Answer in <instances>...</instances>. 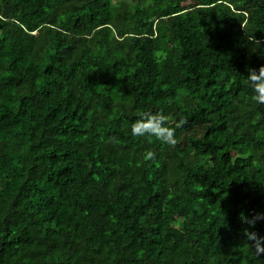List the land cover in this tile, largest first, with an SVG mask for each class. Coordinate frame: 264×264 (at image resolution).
Listing matches in <instances>:
<instances>
[{
    "label": "trees",
    "instance_id": "trees-1",
    "mask_svg": "<svg viewBox=\"0 0 264 264\" xmlns=\"http://www.w3.org/2000/svg\"><path fill=\"white\" fill-rule=\"evenodd\" d=\"M261 66L264 0H0V264H264Z\"/></svg>",
    "mask_w": 264,
    "mask_h": 264
},
{
    "label": "clouds",
    "instance_id": "clouds-1",
    "mask_svg": "<svg viewBox=\"0 0 264 264\" xmlns=\"http://www.w3.org/2000/svg\"><path fill=\"white\" fill-rule=\"evenodd\" d=\"M249 87L253 95L250 102L257 105H264V66L248 69L247 76ZM138 118L131 125V133L135 137H155L161 143L169 146H175L178 142L175 136V127L168 126L169 117L161 112H139ZM156 153L147 151L144 155L145 161H154ZM264 219V216L258 215L252 221H246L250 226L255 225L256 220ZM244 235L249 241H252V247L257 254L264 253V238L258 237L255 232L245 229Z\"/></svg>",
    "mask_w": 264,
    "mask_h": 264
}]
</instances>
